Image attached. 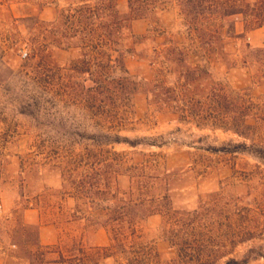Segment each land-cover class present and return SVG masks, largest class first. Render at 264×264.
Returning a JSON list of instances; mask_svg holds the SVG:
<instances>
[{
    "label": "rangeland",
    "instance_id": "1",
    "mask_svg": "<svg viewBox=\"0 0 264 264\" xmlns=\"http://www.w3.org/2000/svg\"><path fill=\"white\" fill-rule=\"evenodd\" d=\"M46 1L0 0V264H113V258L102 259L98 254L99 248L110 244L108 230L82 219L81 209L93 205L94 198H79L70 186L72 179L93 184L98 178L99 153L91 143L86 145L73 136L82 125V117L68 110L39 113L30 106L26 83L20 76V62L27 61L31 48L42 42L60 66L76 56L75 51H62L50 40H43L44 28L36 18L51 22L58 12L55 6L41 12ZM61 6H65L62 1ZM119 8L128 13V1L119 0ZM184 11L177 2L162 0L156 17L150 14L134 20L130 30L136 35H146L150 28L160 33L155 43L147 42L150 49L168 48L170 38L192 45L187 32L198 27L187 24ZM230 21L242 38L229 45L218 39L210 44L208 35L191 61L204 66L216 81L235 89L247 88L254 74L262 75L263 68H244L241 51L249 45L264 48V35L246 29L241 15ZM216 24L206 21L201 28L212 33L219 28ZM127 66L134 75L153 78L154 67L148 61L131 55ZM200 83L199 94L206 96L210 78L203 75ZM261 83L254 92L264 100ZM134 102L136 123L120 135L137 146L125 142L106 149L127 153L129 166L147 167L137 173L131 169L129 174L145 175L151 185L148 195L169 198L181 235L189 232L194 239L193 230L203 224L207 225V237L220 239L230 237L234 229H248L247 236L253 238L230 254L237 259L263 245L264 162L249 153L217 150L232 149L239 143L250 145L251 141L232 131L197 127L176 116L150 115L145 94L137 95ZM256 139L264 145V123L258 127ZM113 158L106 154L105 163L110 164ZM65 167L72 170L69 182L64 181ZM119 184L127 188L129 178L120 177ZM167 223L164 217L151 216L141 223L137 234V240L152 246L163 263L175 257L164 234ZM250 264H264V259Z\"/></svg>",
    "mask_w": 264,
    "mask_h": 264
},
{
    "label": "trees",
    "instance_id": "2",
    "mask_svg": "<svg viewBox=\"0 0 264 264\" xmlns=\"http://www.w3.org/2000/svg\"><path fill=\"white\" fill-rule=\"evenodd\" d=\"M61 1L65 6H61ZM127 1L128 13L121 12L119 0L46 1L40 6L41 12L51 6L58 12L51 22L36 18L37 24L44 28L43 40H50L53 47L62 51H75L76 56L68 65L60 66L52 61L47 54L48 45L42 42L31 48L30 58L20 62L19 71L26 83L30 106L42 114L64 110L79 113L82 125L73 136L86 145L91 143L99 153L95 169L98 178L93 184L86 179L71 180L72 170L67 167L64 173L67 178L64 181L71 180L74 195L94 198L93 205L81 209L82 219L109 232L110 244L98 249L99 256L113 258V264H218L224 259H227L224 264H250L264 259V244L249 249L240 259L230 257L238 246L253 238L248 237V229H234L230 237L220 239L207 237V225L203 224L193 228L194 239L189 232L182 236L176 227L180 222L173 220L169 198L148 195L151 185L145 175L129 174L131 169L137 173L147 167L129 166L127 153L106 149L125 142L137 146L120 133L136 123L134 100L137 95L145 94L150 115H171L197 127L232 131L251 144L239 143L232 149L218 151L249 153L264 162V145L256 141L258 127L264 123V100L254 92L262 80L264 85V48L249 45L241 51L244 68L251 71L257 66L263 68L262 75L254 74L247 88L235 89L216 81L204 66L191 61V55L201 49L208 35L210 44L218 39L228 41L229 45L242 38L230 21L233 16H243L249 31L264 27V0H167L184 8L187 24L198 28L187 32L192 45L170 38L168 48L151 49L147 42L155 43L160 33L150 28L146 35H136L130 27L134 20L150 14L156 17L162 0ZM206 21L219 22L215 25L219 26L217 31L206 33L201 28ZM131 55L154 67L152 79L131 73L127 66ZM203 75L210 78L206 96L199 94ZM106 154L114 157L110 164L105 163ZM122 176L129 178L127 188L119 184ZM155 215L168 222L164 234L175 257L167 263L158 259V252L152 246L137 240L141 223Z\"/></svg>",
    "mask_w": 264,
    "mask_h": 264
},
{
    "label": "crops",
    "instance_id": "3",
    "mask_svg": "<svg viewBox=\"0 0 264 264\" xmlns=\"http://www.w3.org/2000/svg\"><path fill=\"white\" fill-rule=\"evenodd\" d=\"M254 32H256L257 35H262V34L264 35V27L254 31Z\"/></svg>",
    "mask_w": 264,
    "mask_h": 264
},
{
    "label": "built area",
    "instance_id": "4",
    "mask_svg": "<svg viewBox=\"0 0 264 264\" xmlns=\"http://www.w3.org/2000/svg\"><path fill=\"white\" fill-rule=\"evenodd\" d=\"M26 56V54H24V57Z\"/></svg>",
    "mask_w": 264,
    "mask_h": 264
}]
</instances>
